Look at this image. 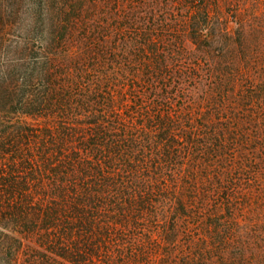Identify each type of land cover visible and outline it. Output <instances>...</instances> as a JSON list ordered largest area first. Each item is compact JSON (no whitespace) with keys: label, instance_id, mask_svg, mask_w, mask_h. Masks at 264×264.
Wrapping results in <instances>:
<instances>
[{"label":"rangeland","instance_id":"obj_1","mask_svg":"<svg viewBox=\"0 0 264 264\" xmlns=\"http://www.w3.org/2000/svg\"><path fill=\"white\" fill-rule=\"evenodd\" d=\"M82 6L49 50L71 107L25 120L103 163L82 264H264V0ZM44 237L26 236L19 264H70Z\"/></svg>","mask_w":264,"mask_h":264},{"label":"trees","instance_id":"obj_2","mask_svg":"<svg viewBox=\"0 0 264 264\" xmlns=\"http://www.w3.org/2000/svg\"><path fill=\"white\" fill-rule=\"evenodd\" d=\"M107 1L116 7L142 2ZM168 1L198 11L205 7V0ZM89 2L0 0V264H19L24 239L36 232L46 236L43 247L70 264H82L87 253L83 249L88 245L82 246V242L93 233L98 213L93 205L99 203L96 193L102 192L94 186L98 178L94 173L104 177L103 163L92 162L71 149L68 132L39 131L25 120L71 107L73 96L62 85L63 66L57 64L53 52L63 47L66 36L76 29L73 14L79 12L78 7ZM37 29L51 33L46 46L31 45ZM10 34L14 41L8 39ZM8 44L12 52H5ZM96 134L85 137L77 133L76 137L86 143L105 135L101 129ZM89 162L91 172L85 173L83 167ZM48 186L57 189L51 193ZM26 264L39 263L30 259Z\"/></svg>","mask_w":264,"mask_h":264}]
</instances>
